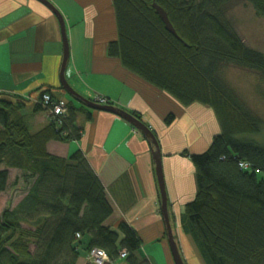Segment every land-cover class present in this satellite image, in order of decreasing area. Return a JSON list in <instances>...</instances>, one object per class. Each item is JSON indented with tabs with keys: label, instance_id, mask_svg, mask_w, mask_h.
<instances>
[{
	"label": "trees",
	"instance_id": "16d2710c",
	"mask_svg": "<svg viewBox=\"0 0 264 264\" xmlns=\"http://www.w3.org/2000/svg\"><path fill=\"white\" fill-rule=\"evenodd\" d=\"M234 1L114 0L118 38L108 54L182 105L198 102L214 110L221 132L205 152L190 155L197 193L185 207L182 227L206 264H264V118L224 75L232 64L264 79V52L248 46L227 18ZM243 1L264 17V0ZM155 4L166 10L178 37ZM43 94L35 112H48L51 123L37 131L20 101L0 94V192L7 190L13 168L26 172L23 179L30 183L18 204L0 214V264H76L82 249L95 248L111 257L126 249L136 264L142 241L126 222L117 229L110 225L115 208L84 154L61 157L47 149L53 139L80 140L77 115L89 109L70 101L67 114L57 116L42 103ZM174 119L169 114L166 124ZM242 161L251 169L241 168Z\"/></svg>",
	"mask_w": 264,
	"mask_h": 264
},
{
	"label": "crops",
	"instance_id": "0c3cea01",
	"mask_svg": "<svg viewBox=\"0 0 264 264\" xmlns=\"http://www.w3.org/2000/svg\"><path fill=\"white\" fill-rule=\"evenodd\" d=\"M51 1L66 21L70 44L67 78L90 99L104 96L116 106L138 112L154 131L161 146L178 246L187 264H206L196 242L182 227V217L197 193L196 168L190 155L205 152L221 132L214 110L198 102L182 105L128 70L119 58L109 56L108 45L118 38L114 0ZM63 56L61 24L46 4L0 0V94L20 101L32 131L51 123L48 112H35L44 92L51 90L71 101L60 83ZM171 113L175 119L168 125L166 118ZM75 126L83 129L80 140L53 139L47 144L48 151L61 157L78 150L84 154L115 208L110 225L117 229L126 222L142 241L136 264H176L161 212L152 147L146 137L126 119L102 110L81 109ZM89 252L82 249L76 264H96L89 259ZM105 264L130 262L127 257L109 256Z\"/></svg>",
	"mask_w": 264,
	"mask_h": 264
},
{
	"label": "rangeland",
	"instance_id": "374dc122",
	"mask_svg": "<svg viewBox=\"0 0 264 264\" xmlns=\"http://www.w3.org/2000/svg\"><path fill=\"white\" fill-rule=\"evenodd\" d=\"M227 18L248 46L264 52V17L259 16L250 3L243 0L232 2L227 11ZM224 75L230 85L264 118V79L259 73L231 64L225 67ZM66 97L75 105L83 106L70 94L66 93ZM134 130H137L135 126ZM25 174L26 172L17 168L11 170L8 188L5 192H0V214L5 209L16 206L27 193L30 183L24 181Z\"/></svg>",
	"mask_w": 264,
	"mask_h": 264
},
{
	"label": "water",
	"instance_id": "95a60500",
	"mask_svg": "<svg viewBox=\"0 0 264 264\" xmlns=\"http://www.w3.org/2000/svg\"><path fill=\"white\" fill-rule=\"evenodd\" d=\"M40 1L46 4L56 14L61 24L62 34H63V39H64V56H63V61H62L61 68H60L59 77H60V83L63 89L68 94H70L73 98L80 101L88 108H91L94 110H102V111L111 112V113H114L126 119L131 124H133L140 132H142L143 135L148 140V142L151 144L152 153H153L154 162H155V175H156V180H157L159 194H160V207H161L162 216L164 218V223L166 226V232H167L168 240H169L170 247L172 250V254H173L176 264H187L184 259L183 254L180 251V248L176 240V235L174 234V231H173V226L171 222L172 217H171V210H170V200H169V196L167 192V187H166L164 172H163V167H162V151H161V146H160V143H159V140L156 134L147 124H145L142 120L137 118L131 112L119 106H116L114 104H101L95 100H92L82 95L72 86V84L70 83V81L67 79V76H66V71H67L69 60H70V44L68 40L66 21H65L64 15L51 0H40ZM154 7L156 8L161 19L164 21L166 28L170 32H172L175 36L178 37L177 31L174 28L172 22L170 21L166 10L157 4H155Z\"/></svg>",
	"mask_w": 264,
	"mask_h": 264
},
{
	"label": "built area",
	"instance_id": "2783aa9c",
	"mask_svg": "<svg viewBox=\"0 0 264 264\" xmlns=\"http://www.w3.org/2000/svg\"><path fill=\"white\" fill-rule=\"evenodd\" d=\"M92 100H95L101 104H108V99L104 96H95L92 98ZM40 101H37V103ZM42 103L47 104L51 106V111L53 114H56L57 116H65L68 112L67 109V102L62 99L58 98L57 100L53 99L50 93L43 94ZM241 168L245 170H250L251 166L247 161H242L240 163ZM78 237H80V234H78ZM89 259L92 260V262L96 264H104L106 261L109 260V254L101 248H95L91 252H89ZM121 257H126L128 255V252L126 249H123L120 253Z\"/></svg>",
	"mask_w": 264,
	"mask_h": 264
}]
</instances>
